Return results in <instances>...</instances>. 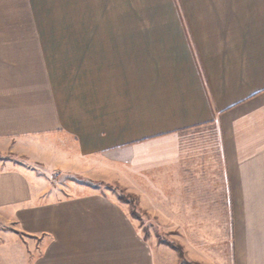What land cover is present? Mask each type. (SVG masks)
<instances>
[{"label":"crops","instance_id":"obj_1","mask_svg":"<svg viewBox=\"0 0 264 264\" xmlns=\"http://www.w3.org/2000/svg\"><path fill=\"white\" fill-rule=\"evenodd\" d=\"M51 171L123 186L183 259ZM6 212L30 264H264V0H0Z\"/></svg>","mask_w":264,"mask_h":264},{"label":"rangeland","instance_id":"obj_2","mask_svg":"<svg viewBox=\"0 0 264 264\" xmlns=\"http://www.w3.org/2000/svg\"><path fill=\"white\" fill-rule=\"evenodd\" d=\"M4 160L8 163L9 161H12L14 166L17 164L18 167H24V169L30 173L36 171L35 174L37 177H41V168L45 167L46 165L43 163H37L33 165L21 159H11V157H6ZM122 164H124L123 166L126 168V161ZM103 173L110 174L107 172V170L103 171ZM46 176L47 182H49L50 185L54 186L61 192L58 195L61 194L65 197L81 194L85 189L91 190L101 187L103 192L107 193L113 198L119 199L121 203H124L125 205L128 204L130 206L131 215L139 221L142 230L152 235V237L156 235V243L167 244V246L176 250L174 233L171 235L161 231L160 226L152 224L149 219L145 218L144 214L140 213V211L135 206L134 199L129 198L126 188L123 186L117 184H104L87 178L83 175L66 171H51L50 174ZM0 248H22L25 252L24 260L26 263L28 262V264H30L31 252L34 248H40V244L31 238L25 236L22 237L17 231L14 218L10 213L6 212L0 216Z\"/></svg>","mask_w":264,"mask_h":264},{"label":"trees","instance_id":"obj_3","mask_svg":"<svg viewBox=\"0 0 264 264\" xmlns=\"http://www.w3.org/2000/svg\"><path fill=\"white\" fill-rule=\"evenodd\" d=\"M121 200H122V198H121ZM175 248L179 252V255H180L181 259H182L183 258L182 249L180 247H176V246H175Z\"/></svg>","mask_w":264,"mask_h":264}]
</instances>
